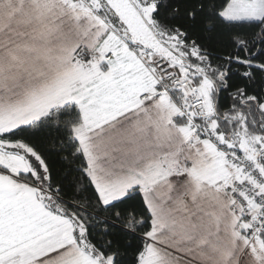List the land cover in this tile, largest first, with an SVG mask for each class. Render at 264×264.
Listing matches in <instances>:
<instances>
[{"label":"snow or ice","instance_id":"obj_1","mask_svg":"<svg viewBox=\"0 0 264 264\" xmlns=\"http://www.w3.org/2000/svg\"><path fill=\"white\" fill-rule=\"evenodd\" d=\"M0 264H264V0H0Z\"/></svg>","mask_w":264,"mask_h":264}]
</instances>
